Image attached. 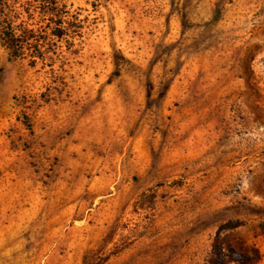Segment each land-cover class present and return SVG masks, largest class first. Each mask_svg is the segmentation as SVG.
<instances>
[{"label":"rangeland","instance_id":"rangeland-1","mask_svg":"<svg viewBox=\"0 0 264 264\" xmlns=\"http://www.w3.org/2000/svg\"><path fill=\"white\" fill-rule=\"evenodd\" d=\"M237 243L264 264V0H0V264Z\"/></svg>","mask_w":264,"mask_h":264},{"label":"trees","instance_id":"trees-1","mask_svg":"<svg viewBox=\"0 0 264 264\" xmlns=\"http://www.w3.org/2000/svg\"><path fill=\"white\" fill-rule=\"evenodd\" d=\"M6 35L9 36L10 42H15L14 36L12 34L8 33ZM7 45L9 49H12V46L9 43H7ZM13 56L18 58L19 55L17 54L15 55V52H14ZM243 226H245V223L242 221L230 220L227 223H225L223 226H221L220 231H219V238L223 232L238 229ZM248 252H249V249L246 246H244L241 243H237V246L235 248L232 246H229L227 250L228 254H225L221 246L217 244L213 250L212 264H232V263L248 264L247 263V260H249Z\"/></svg>","mask_w":264,"mask_h":264},{"label":"crops","instance_id":"crops-1","mask_svg":"<svg viewBox=\"0 0 264 264\" xmlns=\"http://www.w3.org/2000/svg\"><path fill=\"white\" fill-rule=\"evenodd\" d=\"M111 103H113L114 105H115V107L117 108L116 110H115V113L117 114V116L116 117H118L119 118V96H117V98L115 99V101H111ZM103 106H101V108H102ZM110 107H112V105H107L106 107H105V110H102V112H101V114H106V113H108L109 112V109L108 108H110ZM88 119L86 120V118L84 119V123H83V127H82V130L83 131H86V130H90L91 128H92V126H91V118H89V117H87ZM117 121H119V120H117ZM116 121V122H117Z\"/></svg>","mask_w":264,"mask_h":264}]
</instances>
